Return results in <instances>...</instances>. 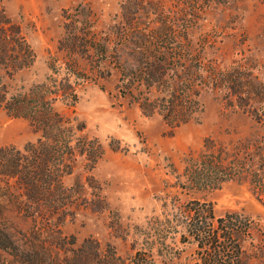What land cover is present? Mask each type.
Here are the masks:
<instances>
[{
  "label": "rangeland",
  "instance_id": "1",
  "mask_svg": "<svg viewBox=\"0 0 264 264\" xmlns=\"http://www.w3.org/2000/svg\"><path fill=\"white\" fill-rule=\"evenodd\" d=\"M2 1L36 57L12 77L0 68V83L15 93L47 82L50 75L58 83L69 80L77 102L56 100L54 108L83 122L86 129L78 136L97 139L104 155L94 167L83 158L73 161L63 184L74 189L75 203L55 219L57 225L29 215L21 189L0 179V241L8 246H0V264H30L34 259L27 263L24 255L40 251L64 264L60 239L75 247L91 239L101 251L110 246L129 262L147 264L149 220L180 214L193 200L210 202L217 216L237 213L247 219L245 262L264 264V0ZM63 12L86 15L98 38L111 39L115 62L124 68L146 64L135 54L147 55L152 35L169 34L194 60L193 68L212 71L208 78L201 75L206 84L197 82L202 112L196 120L171 128L158 115H143L133 100L121 97L120 74L112 69L105 81L68 76L64 68L71 63L57 50ZM84 70L79 62L78 72ZM135 89L134 98H147V92ZM38 137L26 120L0 110V147L22 149ZM204 161H219L225 181L197 191L189 176ZM177 230L166 239L165 251L178 258L176 264H192L194 246L174 240L184 232L181 226Z\"/></svg>",
  "mask_w": 264,
  "mask_h": 264
},
{
  "label": "trees",
  "instance_id": "2",
  "mask_svg": "<svg viewBox=\"0 0 264 264\" xmlns=\"http://www.w3.org/2000/svg\"><path fill=\"white\" fill-rule=\"evenodd\" d=\"M2 3L0 0V68L12 77L17 71L32 65L36 56L21 27L6 16ZM74 17L63 12V35L57 44L58 52L63 54L67 63H71L64 68L68 76L105 81L111 77L112 69L120 74L117 91L123 95L121 97L133 100L143 115H158L171 128L196 120L202 112L199 102L202 89H196L197 82L203 80L206 84L208 80L201 75L208 78L212 71L193 68L194 60L185 50L174 46L169 34L152 35L147 55L142 52L135 54L134 59L139 62L146 59V64L124 68L115 62L116 51L110 47L111 39L98 38L86 15ZM140 39L147 43V37L141 36ZM79 62L85 64V74L78 72ZM50 69L53 70V66ZM135 87L147 92V98H134ZM56 100L71 102L72 105L77 102L75 89L69 80L58 83L50 75L47 82L15 93L0 83V110L11 118L26 120L39 134L35 141L27 142L22 149L12 145L0 147V179L14 181L23 193L27 213L41 217L51 226L57 225L55 219L59 220L64 209L75 203L74 189L63 184V177L72 173L73 161L83 158L87 165L94 167L104 155L103 146L97 139L78 136L86 129L83 122L55 110ZM218 162L204 161L203 168L196 166V171L190 173L191 186L195 190L216 189L225 181L219 177L225 171ZM181 213H167L163 219L155 216L149 220L147 264H176L178 258L165 250L166 239L179 233L178 226L184 232L180 239H173L182 245L194 246L192 264H246L242 239L250 231L247 219L237 213L217 216L213 205L202 200L188 202ZM0 239L4 238L0 236ZM61 240L57 245L64 253V264H144L136 262L135 258L129 262L110 246L101 251L97 242L91 239L84 240L78 247L74 242L69 245ZM0 246L8 249L1 241ZM136 255L138 257L140 253ZM24 259L27 263L34 259L32 262L38 264H57V258L45 251L24 255Z\"/></svg>",
  "mask_w": 264,
  "mask_h": 264
}]
</instances>
